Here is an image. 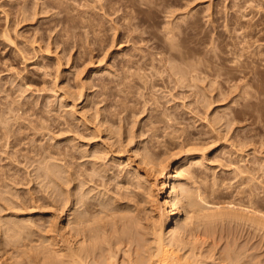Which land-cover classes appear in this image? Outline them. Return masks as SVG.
Masks as SVG:
<instances>
[{
  "label": "rangeland",
  "instance_id": "rangeland-1",
  "mask_svg": "<svg viewBox=\"0 0 264 264\" xmlns=\"http://www.w3.org/2000/svg\"><path fill=\"white\" fill-rule=\"evenodd\" d=\"M260 71L264 0H0V251L67 225L76 193L111 204L109 232L131 215L151 239L167 193L137 182L150 158L192 164L219 264H264Z\"/></svg>",
  "mask_w": 264,
  "mask_h": 264
},
{
  "label": "bare ground",
  "instance_id": "bare-ground-1",
  "mask_svg": "<svg viewBox=\"0 0 264 264\" xmlns=\"http://www.w3.org/2000/svg\"><path fill=\"white\" fill-rule=\"evenodd\" d=\"M238 67L241 70L245 67L244 71L247 66L240 64ZM260 75L264 76V71H260ZM142 162L147 171L152 173L153 182L147 175L135 169L137 182L149 184V188L162 185L161 188L167 193L162 204L157 202L156 205L159 207L150 204L154 208L151 207V212L154 214L157 211L158 215L157 221L152 222L151 239H147L146 234L135 233L139 221L133 220L131 215L126 218L129 219L130 226L124 224L125 228L122 232L116 228L113 232H109L108 219L116 214L111 204L100 199L99 202L88 197L85 199L86 195L76 193L70 208L69 216L72 217H69L67 225L57 227V218L53 216L44 234L40 236L39 244L23 243L14 251L5 250L3 253L1 251L5 248H2L0 264H219L222 255L216 251V242L209 240L211 234L208 228L218 217H221L220 213L205 206L198 193L181 182L182 178L186 179L195 174L191 169L192 164H179L173 169L169 165L156 164L150 158H142ZM168 172L169 177L165 180ZM240 172L245 171L242 169L239 170ZM52 173L54 170L50 167L47 176L53 175ZM95 173L100 172L96 170ZM130 183L133 184L127 180V184ZM153 192L155 194V191ZM154 194L150 196H155ZM153 196L152 198L156 199L157 196ZM170 213L178 214L179 218L173 226L168 227ZM194 219H200L196 231L201 233L193 242L186 241L185 236L192 235L190 226L194 224ZM203 222L207 224L204 228L201 227ZM15 226L18 227L15 236L28 233V228L33 231L29 220H20ZM117 235L119 236L115 244L111 239ZM102 243L109 248L101 254L98 251ZM189 244H192L191 249L187 254H182V247ZM121 253L120 261L118 257Z\"/></svg>",
  "mask_w": 264,
  "mask_h": 264
}]
</instances>
